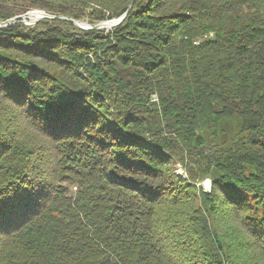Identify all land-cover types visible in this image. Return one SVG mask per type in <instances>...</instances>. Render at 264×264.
I'll use <instances>...</instances> for the list:
<instances>
[{
	"label": "trees",
	"instance_id": "1",
	"mask_svg": "<svg viewBox=\"0 0 264 264\" xmlns=\"http://www.w3.org/2000/svg\"><path fill=\"white\" fill-rule=\"evenodd\" d=\"M14 18L0 264H264V0H0Z\"/></svg>",
	"mask_w": 264,
	"mask_h": 264
},
{
	"label": "water",
	"instance_id": "2",
	"mask_svg": "<svg viewBox=\"0 0 264 264\" xmlns=\"http://www.w3.org/2000/svg\"><path fill=\"white\" fill-rule=\"evenodd\" d=\"M131 5H132V3L129 5L127 11L124 14H122L120 17H118L116 19H111V20H108V21H104V22L98 23V24H96L94 26H91L87 22H83V21H74L72 19H66V20H68L69 22L74 23L77 27H79L81 29L102 30V29H104L103 28L104 25H108L110 27V29H113V28H115L117 25H119L125 19L128 11L131 8ZM39 12L42 13V15H40L38 19H35L33 21H29V20H26V16H22V17H20L21 19L18 22H21V23H24V24H32V23H36L37 21H39L41 19H44V18H47V17L48 18L51 17V16L46 15L45 13H43L41 11H39ZM16 22L17 21L15 20V18L14 19H10L8 21H5L3 23H0V28L6 27L8 24L16 23Z\"/></svg>",
	"mask_w": 264,
	"mask_h": 264
},
{
	"label": "rangeland",
	"instance_id": "3",
	"mask_svg": "<svg viewBox=\"0 0 264 264\" xmlns=\"http://www.w3.org/2000/svg\"><path fill=\"white\" fill-rule=\"evenodd\" d=\"M42 15V13H40L39 11H32L27 17H26V20H29V21H33L35 19H38L39 16ZM35 23H32V24H27V25H34ZM108 26V25H107ZM177 173L180 174V175H184V173L182 172L181 169L178 168L177 170ZM204 184H206L207 186V190L209 189V183H208V180L204 181ZM205 186V187H206Z\"/></svg>",
	"mask_w": 264,
	"mask_h": 264
},
{
	"label": "built area",
	"instance_id": "4",
	"mask_svg": "<svg viewBox=\"0 0 264 264\" xmlns=\"http://www.w3.org/2000/svg\"><path fill=\"white\" fill-rule=\"evenodd\" d=\"M153 101H156V99L153 98ZM208 183H209V181H208ZM201 185H202V187H203L204 190H207V186L204 184V182H203ZM205 186H206V187H205Z\"/></svg>",
	"mask_w": 264,
	"mask_h": 264
},
{
	"label": "bare ground",
	"instance_id": "5",
	"mask_svg": "<svg viewBox=\"0 0 264 264\" xmlns=\"http://www.w3.org/2000/svg\"><path fill=\"white\" fill-rule=\"evenodd\" d=\"M107 25H104V27H106Z\"/></svg>",
	"mask_w": 264,
	"mask_h": 264
}]
</instances>
